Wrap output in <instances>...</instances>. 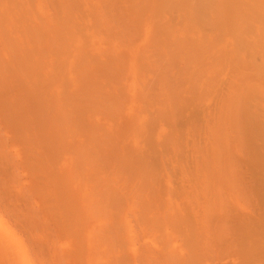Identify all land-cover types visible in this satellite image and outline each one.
Here are the masks:
<instances>
[{
  "label": "bare ground",
  "instance_id": "6f19581e",
  "mask_svg": "<svg viewBox=\"0 0 264 264\" xmlns=\"http://www.w3.org/2000/svg\"><path fill=\"white\" fill-rule=\"evenodd\" d=\"M0 264H264V0H0Z\"/></svg>",
  "mask_w": 264,
  "mask_h": 264
}]
</instances>
